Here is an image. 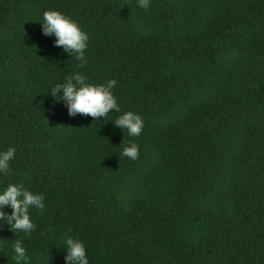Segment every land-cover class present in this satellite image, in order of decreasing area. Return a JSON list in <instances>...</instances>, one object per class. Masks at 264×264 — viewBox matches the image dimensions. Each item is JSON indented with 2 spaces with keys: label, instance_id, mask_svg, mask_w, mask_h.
Returning a JSON list of instances; mask_svg holds the SVG:
<instances>
[{
  "label": "trees",
  "instance_id": "1",
  "mask_svg": "<svg viewBox=\"0 0 264 264\" xmlns=\"http://www.w3.org/2000/svg\"><path fill=\"white\" fill-rule=\"evenodd\" d=\"M58 10L89 35L81 65L41 31ZM117 81L120 112L69 116L50 87ZM125 111L139 136L117 128ZM139 146L136 160L122 155ZM0 189L43 193L30 234L0 222V264H264V0H0ZM4 211L11 213L5 206Z\"/></svg>",
  "mask_w": 264,
  "mask_h": 264
},
{
  "label": "clouds",
  "instance_id": "2",
  "mask_svg": "<svg viewBox=\"0 0 264 264\" xmlns=\"http://www.w3.org/2000/svg\"><path fill=\"white\" fill-rule=\"evenodd\" d=\"M151 0H137L140 8L147 9ZM41 31L46 36L55 37L54 44L62 47L68 56L80 62H88L85 52L89 44V35L81 29L79 24L71 17L58 10H47L43 13ZM115 79H109L102 84L86 83V77L79 72L68 76L63 82L50 87L49 94L54 101H63L67 114L74 116L79 113L88 115L93 120L104 118L110 111L120 112L117 98L112 89L116 86ZM114 125L125 129L129 136H139L144 121L138 113L125 111L115 119ZM122 155L136 160L139 146L130 143L122 150ZM16 158V148L8 147L0 150V176L10 171V162ZM45 196L43 193L30 191L23 183H8L0 189V222L12 229L30 234L36 229L30 216V209L43 211L45 209ZM11 208V213L4 211L5 206ZM66 264H89L85 244L79 238L68 236L63 240ZM15 264H28V256L23 241L17 240L13 245Z\"/></svg>",
  "mask_w": 264,
  "mask_h": 264
}]
</instances>
